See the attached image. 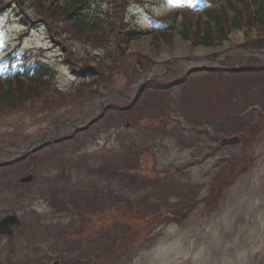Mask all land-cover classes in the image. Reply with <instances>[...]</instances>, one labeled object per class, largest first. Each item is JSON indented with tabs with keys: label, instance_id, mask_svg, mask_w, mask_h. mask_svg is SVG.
<instances>
[{
	"label": "rangeland",
	"instance_id": "obj_1",
	"mask_svg": "<svg viewBox=\"0 0 264 264\" xmlns=\"http://www.w3.org/2000/svg\"><path fill=\"white\" fill-rule=\"evenodd\" d=\"M25 1L19 0V3L23 4ZM164 1L169 6L168 0ZM223 1L218 0L213 7L219 9ZM179 4L181 12L189 11L190 15L187 13L178 15L173 23L174 29L168 32L167 36L158 41L147 35L135 41L132 40L126 46L125 52L118 53L113 48H107V52L111 54L110 57L117 58L116 70L108 81L105 80V75H99L98 83L92 88H87L86 85L92 81L85 80L81 85V87H85L82 89V93L70 96L73 103L63 102L56 107V117H49L47 120L50 121L61 116L63 122L72 120L76 122L75 125L83 126L100 113L101 102L104 100L101 95L121 92L125 95L124 97L113 96L109 100L110 108L119 110L117 116L104 120L105 115L101 119L102 124L99 125L103 127V130H97L98 128L94 130L98 136L93 137L92 142L88 138L81 145L77 155H69L68 158L73 161L86 158L90 160L89 166H94L98 159L106 158L115 152L116 142H118L116 137L118 136L119 139H126L125 144L128 146L136 142L132 146L135 150V157H131L134 154L124 151L121 147L117 151L119 160L129 159L128 164L135 163L133 165L137 167V170H131V175L140 180L143 178L154 179L157 174L161 175L170 169V175L166 176L170 179L171 173L176 169L173 180L177 181L179 187L181 185L186 187L187 193L180 188V192L178 190L177 194H174L176 190L171 189L169 197L167 192L158 194L160 201H156V194L149 197V203L158 206L160 212L174 211L178 214L181 213L182 217L178 220H171L169 216H166L161 223L152 222L155 224V229L150 242L147 243L146 240L143 248L136 249L134 246L138 244L137 237L129 240L125 247L126 251L122 252L123 256L119 264H260L264 259V106H262L264 105V72L256 76L231 75L212 72L210 69L223 71V68H230L231 64L235 62L237 63L234 66L238 68L242 63V65H248V61L257 66L256 62L259 59L264 61V52L249 54L246 50L257 49L239 47L247 40L243 29L231 31L226 42L221 46L210 48L195 44L196 39H192L193 43L189 38L182 39L180 32L183 29L181 25L184 20L192 25L194 23L190 27L193 31L198 26L201 27V23L206 21V17L200 12L202 4L199 0H179ZM134 5L136 13H132V15L144 30L160 27V24L149 18L148 14L140 13L146 8L151 9V7L137 3ZM10 13H13L12 7L0 12V78L15 74L18 68L24 67L20 65L23 62L24 51H27L29 55L32 53L34 56H41L37 59L41 62L44 61L45 65H49L55 71V84L63 92L71 91V88L77 86L79 80L72 77L67 70L68 68L71 71L70 67L62 63V54L65 53L61 46L56 42L55 46L47 42L46 25L39 21V23L32 24L29 31L23 30L17 27V22L14 20L11 22V19L8 18ZM255 32L253 29L252 37H255ZM23 35H26L27 38L23 41L22 47L14 50L17 44L15 41H18L19 37ZM62 37L66 39V33H63ZM75 44L79 47V44ZM7 45L9 49L5 51ZM71 45L73 47V44ZM40 49H43L41 54L38 53ZM10 51L14 53L13 58L16 61L15 64H12V70L8 59L4 58ZM77 55L81 58L78 51ZM110 57L107 59L108 61H105L106 63L110 61ZM246 57H248V61ZM245 59L246 61H244ZM34 61H36L35 58L30 63H35ZM94 66V64L91 65L92 68L102 70L105 64L101 67ZM77 67L82 69L80 65ZM199 68L209 71L189 72ZM150 71L152 72L151 77L156 80L153 86L157 87V90L147 88L145 95H142L139 104L133 110L122 112L129 105L127 97H134L136 88ZM187 73L189 75L187 80L167 93L168 89H165V85L179 81ZM96 91H98L99 97L92 98L91 95H94ZM142 93L144 90L137 96ZM170 105L179 111L173 113L174 118L169 117ZM256 106L260 109H255ZM35 110L41 111L40 109ZM38 117L41 115L35 112L31 113L28 109H22L19 115L9 118L5 127H0V149H10V143L19 144L24 148L28 147L36 139L39 131L37 129L46 126L45 122L42 123L44 120H39L37 126L34 125L35 122L32 119ZM178 119H183L186 125L179 123ZM101 120L99 121L101 122ZM128 122L129 126L127 127L125 124ZM166 123L167 125H165ZM107 125L110 127L105 129L104 127ZM203 125H206L207 130L202 129ZM178 128L185 129L186 132L192 131L191 133L183 131L182 136ZM242 128L249 131L244 138L240 137L237 142H227L229 145H224L221 150L216 149V141H220L219 137L226 136L225 139H228L230 136L227 135H235L237 129ZM163 129L168 133L164 134ZM64 130L66 129H62L61 132ZM16 133L18 136L15 135ZM217 133L219 137H215ZM196 134H198L197 138L193 136ZM19 135L30 136V139L21 142ZM138 141L141 146L136 147ZM147 142H150L148 147L142 146ZM179 142L184 145L181 146ZM138 151L141 153L140 155L136 154ZM43 153H36L35 156L27 160L0 169V198L8 192L5 196L8 200L15 196L10 192H18L24 188L8 187L7 183H13L11 181L26 174L29 169L35 170L29 172L35 177L34 184L29 189L22 191L21 194L36 197L39 195L41 199L29 204L27 203L28 199L25 198L21 203L24 208L18 205L22 209L20 212L25 223H31V220H41L43 224H48V221L53 217L51 208L46 205L47 199L44 193H40L41 190L37 189L38 180H45L46 177L45 175L41 176V171L36 170L44 169L46 171L49 168V161ZM14 157L16 156L6 157L0 154V161ZM226 160H230L231 166L230 169L224 171L223 165H220ZM56 164L61 167L58 160ZM232 165L235 166L233 172ZM82 169L87 171L85 167ZM89 170L92 171V168ZM64 172L70 175L69 170ZM225 173H234V176L227 174L228 176L224 179ZM55 174L54 170L53 175ZM82 174L86 173L73 172V183L80 185ZM180 176L183 179L179 178ZM148 179L143 181L150 183ZM92 181L89 182L92 183ZM72 187L73 185L68 189H72ZM123 189L125 190L122 193H131L136 190L131 189L130 185L129 189L126 187ZM147 189V187L138 188L136 198L145 195ZM211 189H220L221 199L216 209L212 208V212L206 214L199 201L206 197ZM163 196L168 197L169 206L162 203V201L164 202ZM215 196L217 195L215 194ZM49 199L52 200V194L49 195ZM56 200L57 198L53 197V202ZM79 202L80 200H76L77 207L82 208ZM195 203L200 204L193 207ZM6 208L11 207L5 206ZM146 209V205L143 207L135 205V211L138 210L139 212H136L143 217L141 219H136L133 214L124 215L122 212L124 217H121L115 211L112 214L107 209L104 210L103 215H100L101 211L96 210L86 213L85 217L91 216L93 220L106 221V218L113 216L115 220H111V224L117 227L122 224L128 226L131 231L139 233L144 228L143 222H147ZM18 214L20 216V213ZM72 215L74 216L68 218L75 220L80 217L77 211H74ZM19 216L18 218H20ZM80 219L84 218L80 217ZM83 222L85 221L83 220ZM97 227L95 226L93 229ZM93 229L89 228L86 234L84 233L78 240L93 235ZM17 238L15 235L14 241ZM23 238L29 239L26 233H23ZM32 238L36 240L38 236L34 235ZM7 240L6 237H0V256L8 250ZM70 241V239L55 240L53 245L62 249L64 244ZM96 251L99 254L102 253L99 249ZM68 254L70 260L75 259V262H78L80 258L87 259L88 256V252L85 255L77 254L76 247ZM30 257L31 255L28 253L26 258ZM55 260L60 261L59 259ZM0 264H5L4 256L0 257ZM12 264H25V259L21 257L18 263L14 259ZM50 264L59 263L50 262Z\"/></svg>",
	"mask_w": 264,
	"mask_h": 264
},
{
	"label": "trees",
	"instance_id": "obj_2",
	"mask_svg": "<svg viewBox=\"0 0 264 264\" xmlns=\"http://www.w3.org/2000/svg\"><path fill=\"white\" fill-rule=\"evenodd\" d=\"M86 1L87 0H52L51 3H49V6L46 7L47 9H44V6L38 4L42 10L47 11L44 14L49 18L60 19L69 16L70 18L74 17L77 19L79 23L76 25L80 26H76L75 23H73L72 27H74L75 32L80 34L82 33L81 30L85 24L82 22L85 18V13H80L81 10H79V8L76 10L78 13L75 14L72 10L75 5H87ZM57 4H59V6H57ZM94 7V13H92L93 20L87 26L90 35L89 38H97V32L106 30L112 33L120 42L128 43V38H132V35L122 31V28L116 27L117 29H114L115 22L111 21L112 19L109 17L111 9L106 8L103 9L105 11H102V9H100V3L94 4ZM205 15L206 21L201 23V27L198 26L193 31H191V28H188L193 26L192 23L190 24L188 21L184 20V23L182 24L183 30L180 32L183 39H188V33L190 34L192 32L194 40L196 39L195 44L207 48L215 47L216 45H221L224 41H227L230 31L244 28L247 40L243 47L264 49V0H226L224 6H221L218 10L209 11ZM100 16L103 18H100ZM105 25L113 29H106ZM184 27H186V29ZM253 29L256 31L255 37H252L251 34ZM163 36L164 35H161L160 37L163 38ZM211 71L218 72L217 70ZM263 71L264 67L250 68L249 66H244L230 70L228 73L231 75H248L250 73H260ZM39 74L38 77L31 80L26 86L20 80H16L14 87H12L10 83L4 85L0 83V121L15 112H19L23 108L26 109V103H30V106L32 107V103L40 102L39 100L46 96L49 89L46 87L48 84L44 76H49V72L45 69L41 72L42 75L39 76ZM3 122L4 121H2V123ZM131 157H135V154ZM133 164L135 163L131 162L128 164L126 161H124L123 164H120L116 163L114 159H108L101 164L95 165V167L92 168V175L95 178L93 187H87V189L86 187H81L82 191L76 187L72 190H68L66 184L60 183L59 185H54V181L50 185L47 184L46 187L44 186L42 190L47 199L45 200L47 201L48 206L55 210V214L63 216L77 211L79 212L80 217L84 218L82 220H84V224L87 225V231L89 228L93 229L95 226H98L94 231L95 234L90 236L96 237L97 240L107 241L105 242L107 243L105 248L114 250V252H112L106 259L107 261H104V264H108L109 262L112 264L115 258L118 257V254L125 251L127 242L133 240L135 237H137L138 244L145 240L146 235L147 243L150 242L153 230L155 229V224L152 222L157 221L158 223H161L166 216H169L171 220H178L182 217L181 213L178 214L174 211L160 212L158 206L149 203V197L152 195L156 194V201H160L158 194L161 195L164 192H167V196L169 197L171 189L177 190L174 194H177L178 190L180 192V187L177 186V181L175 179L173 180V178H166L169 173L164 172L162 177L157 174L154 179L147 178L148 182H150L147 183V181H143L147 180L146 178L139 176L143 178V180H140L133 175H129L131 170H137V167ZM230 166L231 162L227 161L222 168L224 171H227L230 169ZM234 167L235 166L232 165V172L234 171ZM89 174L91 173L89 172ZM164 174L166 176H164ZM227 174L228 173L224 174V179L231 174L234 176V173ZM62 177L66 181L68 180L67 174L62 175ZM129 185L131 186V189H136L134 192H129L131 197H137L136 192L138 188L147 187L148 191L145 195L138 197V199L125 198L122 191L125 190L123 189L124 187L129 189ZM115 186H117L116 190L114 188ZM185 192L187 193L186 190ZM214 192L217 196H215ZM50 194H52L51 201L49 199ZM53 197L57 198L55 202H53ZM168 197L163 196L164 202L162 201V203L167 204L166 206H169V203H167ZM220 199L221 190L211 189L206 197L199 202L202 204L205 213L210 214L209 212H212V208L216 209ZM76 200H80L79 203L82 205V208L77 207ZM200 203H195L193 207ZM135 205H138L139 207L146 205L147 208L146 220L148 223L143 222L144 228L139 233L134 230L131 231L128 226L122 224H119L118 227L111 224V216L106 218V221L100 219L93 220L91 216L85 217L86 213L94 212L96 210L101 211L100 215H103L104 210L114 209L121 217H124L122 215L123 213L124 215L133 214L136 219L143 218L140 213L136 212L138 210L135 211ZM66 231H69L68 228H60L62 234H65ZM72 243L73 242H71V244Z\"/></svg>",
	"mask_w": 264,
	"mask_h": 264
},
{
	"label": "water",
	"instance_id": "obj_3",
	"mask_svg": "<svg viewBox=\"0 0 264 264\" xmlns=\"http://www.w3.org/2000/svg\"><path fill=\"white\" fill-rule=\"evenodd\" d=\"M30 180H31V177H27V178L23 179L21 182H23V183H27V182H29ZM16 223H17V222H16L15 218H11V217H9V218L4 219L2 222H0V228H2V227H7V228H9L10 225H12V224H16ZM0 233H3V232L1 231V229H0Z\"/></svg>",
	"mask_w": 264,
	"mask_h": 264
},
{
	"label": "snow or ice",
	"instance_id": "obj_4",
	"mask_svg": "<svg viewBox=\"0 0 264 264\" xmlns=\"http://www.w3.org/2000/svg\"><path fill=\"white\" fill-rule=\"evenodd\" d=\"M168 2H169L170 4H172L173 6H180V4H179V0H168Z\"/></svg>",
	"mask_w": 264,
	"mask_h": 264
},
{
	"label": "bare ground",
	"instance_id": "obj_5",
	"mask_svg": "<svg viewBox=\"0 0 264 264\" xmlns=\"http://www.w3.org/2000/svg\"><path fill=\"white\" fill-rule=\"evenodd\" d=\"M144 46H145V43H144Z\"/></svg>",
	"mask_w": 264,
	"mask_h": 264
}]
</instances>
